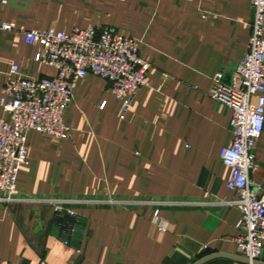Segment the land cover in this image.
<instances>
[{"label":"crops","instance_id":"obj_1","mask_svg":"<svg viewBox=\"0 0 264 264\" xmlns=\"http://www.w3.org/2000/svg\"><path fill=\"white\" fill-rule=\"evenodd\" d=\"M253 16L250 0L0 3V23L14 27L0 32V97L14 65L33 80L56 75L34 61L25 31L108 27L136 39L149 66L124 119L107 82L88 75L64 112L67 139L28 134L13 202L0 201V264H195L237 255L241 213L229 205L237 196L219 156L232 140V111L208 93L245 56ZM0 118L8 120L1 110ZM255 158L249 176L264 189V130Z\"/></svg>","mask_w":264,"mask_h":264},{"label":"built area","instance_id":"obj_2","mask_svg":"<svg viewBox=\"0 0 264 264\" xmlns=\"http://www.w3.org/2000/svg\"><path fill=\"white\" fill-rule=\"evenodd\" d=\"M4 3V0H0ZM253 9L247 52L227 82L217 74L208 93L232 111L231 142L220 151L230 169L227 189L237 200L230 203L241 213L237 225V255L250 264L264 253V189L250 179L256 167L255 148L264 130V0H250ZM0 23V32L13 31ZM23 42L36 50L34 61L51 67L56 75L33 80L12 66L0 97V201L13 202L20 168L27 162L30 132L54 140L67 139L70 129L63 116L73 97V85L88 75L105 80L122 116L131 109L136 93L146 86L148 64L139 55V42L108 27H90L70 33L55 30L23 32ZM103 103L100 108H103ZM62 212L61 207H56ZM74 217L71 211L64 212Z\"/></svg>","mask_w":264,"mask_h":264},{"label":"water","instance_id":"obj_3","mask_svg":"<svg viewBox=\"0 0 264 264\" xmlns=\"http://www.w3.org/2000/svg\"><path fill=\"white\" fill-rule=\"evenodd\" d=\"M219 258L228 259V260H231V261L238 262L240 264H250V262L247 259H244V258H242V257H240L238 255H226V254H213V255L207 256V257L199 260L195 264H206L209 261H212L214 259H219ZM251 264H264V262L254 261Z\"/></svg>","mask_w":264,"mask_h":264}]
</instances>
